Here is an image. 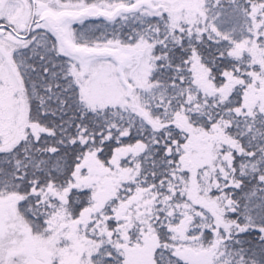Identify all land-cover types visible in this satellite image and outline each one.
<instances>
[{
	"label": "snow or ice",
	"instance_id": "obj_1",
	"mask_svg": "<svg viewBox=\"0 0 264 264\" xmlns=\"http://www.w3.org/2000/svg\"><path fill=\"white\" fill-rule=\"evenodd\" d=\"M0 264H264V0H0Z\"/></svg>",
	"mask_w": 264,
	"mask_h": 264
}]
</instances>
